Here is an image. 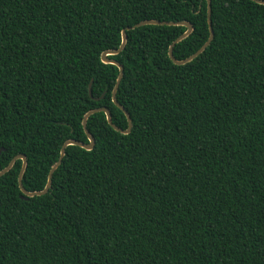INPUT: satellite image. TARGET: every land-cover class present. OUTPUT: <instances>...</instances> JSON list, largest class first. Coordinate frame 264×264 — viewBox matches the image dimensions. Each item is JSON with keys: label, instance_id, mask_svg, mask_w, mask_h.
Masks as SVG:
<instances>
[{"label": "trees", "instance_id": "1", "mask_svg": "<svg viewBox=\"0 0 264 264\" xmlns=\"http://www.w3.org/2000/svg\"><path fill=\"white\" fill-rule=\"evenodd\" d=\"M0 0V264H264V4ZM91 85L92 96L89 95Z\"/></svg>", "mask_w": 264, "mask_h": 264}, {"label": "water", "instance_id": "2", "mask_svg": "<svg viewBox=\"0 0 264 264\" xmlns=\"http://www.w3.org/2000/svg\"><path fill=\"white\" fill-rule=\"evenodd\" d=\"M259 4H264L262 2H260V0H253ZM207 21H208V26H209V37L208 39L206 40V42L195 52L193 53L192 55L188 56L187 58H184L182 60H177L174 56H173V47L176 43L180 42L181 40H183L184 38H186L193 30V26L191 23L189 22H185V21H181V22H177V23H174V22H161V21H158V20H143V21H140L136 24H134L132 27H129V28H126V29H130V28H135V27H139V26H142V25H147V24H157V25H183L186 27V31L181 34L180 36H178L172 43L171 45L169 46V50H168V55H169V58L171 59V61L174 63V64H178V65H181V64H185L189 61H191L192 59H194L195 57H197L199 54H201L205 48L210 44L212 38H213V29H212V22H211V2L210 0H207ZM126 29H123L122 32H121V44L119 46L118 49L116 50H106L104 52H102L101 54V61L104 62V63H108V64H113L115 66L118 67V75H117V78H116V82H115V85L113 87V90H112V100L114 102V104L120 109L123 111V113L125 114L126 118H127V128L126 129H121L119 127H117L113 122H112V117H111V112L108 108L106 107H101V108H96V109H92V110H89L83 117V120H82V125H83V128H84V131H85V134L88 138V143H82V142H78V141H74V140H67L63 143V145L61 146V150H60V155H59V158L57 160L56 163H54L50 170H49V173H48V176H47V182H46V185L44 186V188L42 190H38V191H27L23 185H22V176L24 174V171H25V168H26V165H27V159L24 155H16L14 156L10 162L7 164V166L5 168H3L1 171H0V177L3 176L5 173H7L11 168L12 166L14 165L15 161L20 159L22 160V165H21V168H20V171H19V174H18V184H19V188L22 192V198H28V197H33V196H40V195H44L45 193L48 192L50 186H51V181H52V176H53V173L54 171L58 168V166L60 165L61 163V160H62V157L64 155V150L65 148L68 146V145H78L86 150H91L94 148V145H95V139L94 137L90 134V132L88 131V129L86 128V122H87V119L88 117L95 113V112H99V111H102L105 113L106 115V120L108 122V124L116 131H119L123 134H127L130 132L131 130V127H132V121H131V117L129 115V113L125 110V108L117 101L116 99V92H117V89L119 87V84H120V81L123 77V65L120 64L118 61L114 60V59H110L108 58V55H116L118 53L121 52V50H123L124 46H125V43H126V39H127V35H126V32L125 30ZM89 95L92 96V92H91V85H89ZM1 151V150H0Z\"/></svg>", "mask_w": 264, "mask_h": 264}, {"label": "snow or ice", "instance_id": "3", "mask_svg": "<svg viewBox=\"0 0 264 264\" xmlns=\"http://www.w3.org/2000/svg\"><path fill=\"white\" fill-rule=\"evenodd\" d=\"M260 2L264 3V0H260Z\"/></svg>", "mask_w": 264, "mask_h": 264}]
</instances>
